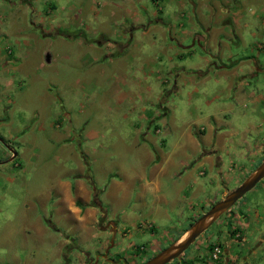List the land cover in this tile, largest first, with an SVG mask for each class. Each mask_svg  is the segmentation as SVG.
I'll return each instance as SVG.
<instances>
[{"label":"crops","instance_id":"obj_1","mask_svg":"<svg viewBox=\"0 0 264 264\" xmlns=\"http://www.w3.org/2000/svg\"><path fill=\"white\" fill-rule=\"evenodd\" d=\"M187 3L191 13L185 9ZM205 9L207 14L201 15ZM263 58L264 0H0V124L11 126L16 110L24 114L20 127L0 134V178L23 184L22 191L7 192L12 199L22 198L20 206L7 217V232L0 240L6 247L3 251L11 250L12 260L7 264H52L58 257L60 264H70L71 254L77 255V264H100L102 260L120 264L108 258L118 221L109 218L107 210L101 215L106 189L96 190L100 209L89 204L94 193L90 177L76 173L54 185L51 170L42 167L44 151L54 157V96L59 86L76 82L84 92L93 85L99 88L98 101L88 93L87 101L100 102L105 112H98L82 125L84 134L77 140L80 145L106 131L107 124L101 128L102 119L118 120L111 126L118 137L111 147L132 149L136 166L131 175L125 166L120 167L118 174L123 182L114 179L112 187H120L122 196L132 189L140 206L136 210H141L147 208V195H158L161 202L169 203L166 183L175 178L183 183L179 192L204 197L201 203L190 204L186 220H192L203 204L212 202L211 197L222 190L224 180L236 177L244 182L264 161V137L232 145L239 161L233 163L230 172H224L221 158L227 150L221 130H236L230 117H248L241 108L253 113L264 105V88L251 89L252 81L264 80ZM209 80L216 84L212 94L203 93V85ZM186 89L192 123L161 136L156 123L164 122L177 108L173 106L175 100L169 105L166 90L168 95L182 99ZM78 101L80 113L92 105ZM43 106L49 110H43ZM63 117L70 129L67 132L77 133L81 122L68 111ZM251 127L248 124L245 132ZM32 129L43 135L32 141L34 152L27 155L29 145L23 137ZM60 140H71L70 134ZM79 155L77 163L85 166L89 154ZM205 165L219 174L220 184L211 193L192 179L195 167ZM47 179L50 182L42 187L28 184ZM127 181L132 183L125 185ZM260 183L263 193L258 200L241 202L213 223L217 229L208 242L220 246L217 260L209 244H201L175 263L264 264V179ZM50 203L64 204L66 216L73 217V222L89 233L104 218L102 226L109 229L94 234L98 246L92 250L94 254L83 250L74 239L76 248L65 253L69 240L48 224L56 227V222L48 218ZM154 213L158 216L162 211L158 208ZM102 232L108 234L106 241L99 238ZM19 234H24L25 240L18 246L15 235ZM134 247L122 250L117 260L127 259L125 255Z\"/></svg>","mask_w":264,"mask_h":264},{"label":"rangeland","instance_id":"obj_2","mask_svg":"<svg viewBox=\"0 0 264 264\" xmlns=\"http://www.w3.org/2000/svg\"><path fill=\"white\" fill-rule=\"evenodd\" d=\"M162 5L164 6L163 3ZM186 5V11H188V13H191V6L189 5V3H187ZM153 9H155V7ZM207 12L208 9H205V11L202 12L201 15H206ZM171 84H173L172 80ZM215 85L216 84L214 80H209L208 83L203 85V87L206 88H203V93L212 94L211 92L215 91ZM254 87H256L258 90H263L264 80H259V83L252 81L251 89ZM170 88L171 87H169V89ZM54 90L56 89L54 88ZM187 90L188 89H186V91L182 94V99H180L179 97H175L174 94L168 95L169 91L166 90L165 96L166 99L169 100V105H172L171 101L175 100L173 106H177V108H174L172 110V113L166 116L164 122L156 123L161 131V136L168 134L171 135L175 133L174 131H177L179 130V128L184 127L185 124L192 123V109L190 110L191 106H188L187 104V98L189 96V91ZM56 91H58V93H56V95L54 96V157L50 152L44 151V154L42 155V167H47L49 170H51L50 173H52L54 176V185L58 182H62L65 178L71 179L72 175L74 176V174L76 173H82L83 175L87 176L90 174L89 177H91L94 183V191L106 189L107 195L102 199L104 207V209L102 210H107L109 218L118 221V228L116 229L117 233L114 237V241H112L114 246L111 247L110 245V249L107 251L108 258L113 261H119L118 263L120 264H144L154 255L177 243L198 218L205 214L211 206L222 200L226 194L235 189L242 182L240 178L238 179L236 177L234 179L229 178L230 180L227 181L224 180L221 183L222 190L216 196L211 197L212 202L203 204L200 213L197 214L192 220H186V217H188V211L191 209L190 204L201 203L204 197L197 196L196 198H194L190 197L184 192H179L178 188L180 189L183 183L177 182V179L175 178L168 180L166 183V199L169 203L165 204L164 202H161L158 195H147V208L136 210L140 206H138L139 201H137L135 196H133L132 189H128V195L122 196L121 190H118L120 189V187H116L115 185L112 187L113 184L111 183L114 182V179L117 182H123V180H120L121 177L118 174L120 167L125 166V168L128 170V173L130 174L132 168H135L136 166V163L132 158V149H115L111 147L112 144L118 141L116 133L111 130L112 124L116 125L118 120L115 119L114 122H109L107 120H112L109 117L108 119H102L101 128L107 124L106 131H102L101 135L99 134L98 137L92 139L91 141L89 140V142L86 143L85 146H82L79 144V142H77L79 137L81 139L84 134L81 131L82 125L87 121H92V119H94L95 115L98 112H105L100 102H98V104H92L93 101H87V93L91 95L93 100L98 101L100 96L98 86L93 85L90 89L84 92L81 88V83L74 82L71 85L59 86ZM80 99L85 102V106H87L88 103L92 104L90 106L88 105L89 108H84L83 113H80L78 104V100ZM235 103L239 104L238 102ZM241 105H243V102H241ZM2 106L3 104H0V110L2 109ZM42 109L47 111L49 110L45 106H43ZM202 109L204 111L203 113L207 112L205 106L202 107ZM241 110L243 113H247L248 117H245V114L237 115L235 118L230 117L232 122L235 123L234 125L236 127V130H228V128H223V130H221V141L224 147L227 149L221 155L223 170L225 173L230 172L233 163L239 161L238 157L234 156L235 148H233L234 146L232 145H242L245 139L249 142V140H255L257 137H264V105H261L259 110L253 113H251L250 110L244 111L242 108ZM65 111H68L72 115V117L77 118V120L81 122V126L77 129V133L75 134L72 132H67L70 131V129L63 117V113ZM85 114L87 115V118L84 119ZM23 118L24 114L20 110H16L12 116L11 126H4L3 123L0 124V134H6L7 130H10L14 127H20ZM248 124H251L252 127L249 129V132L246 133L245 130L248 128ZM90 127L94 128L91 125ZM174 128L176 129L174 130ZM67 133L70 134L71 140H60L61 137L63 135H66ZM42 135L35 129H32L26 136L23 137V140H25L29 145L28 149L26 150L27 155H31L34 152V150L30 148V144L32 143V141L37 137L41 138L40 136ZM84 152L89 154V162L85 166H83V164L80 165L81 163H77V160H79L80 156L79 154ZM75 154L78 156L75 157ZM240 161L242 162V160ZM262 161L263 158L258 160L250 167L249 171L251 172ZM83 167L85 168L84 172L82 171ZM181 171L182 170L180 169V172ZM240 174L241 172H239V176ZM192 179L196 181V184L199 183L200 185H202V188H204L208 193L216 190L218 185L220 184L219 174L217 170L213 167L209 168L207 165L202 167H195V170H193L192 172ZM48 182H50V180L48 179L47 181L42 180L39 182H35L32 180L28 182V184L31 183L32 185H39L42 187L44 184H48ZM124 183L125 185H128L132 182L127 181ZM22 185L23 184L20 181L11 184L7 180V178H0V209L4 212L3 214H0V240H2L3 234L7 232V230L4 228L7 217H9L16 210V208L20 206V200L22 199H12L7 196V192L10 189L22 191ZM134 185H136V182L134 183ZM260 188L261 183L258 184L254 189L246 193L244 197L241 198L233 207L240 206L241 202L243 201L258 200V198H260V195L263 193L262 191H260ZM82 196L84 195L82 194ZM98 203L100 204L99 201ZM89 204L94 205V201L91 200ZM64 206V204H48V218H51L53 222H56V228L58 229L57 232L63 233V235L65 234V239L67 237H69L71 240L74 239L76 242H78L79 246L83 250L92 252V250L97 246L96 236L94 234H97L98 231L109 229V227H103L102 222L98 223L97 225H93L92 231L90 233L87 230L82 231V226L80 223L73 222V217L66 216ZM158 208L161 209L162 213L157 216V214H155L154 212ZM53 210L54 212H52ZM181 213H183L184 216H182ZM150 227L153 228L149 231ZM138 228H140L141 230ZM216 229L217 227H215V224H213L209 228V231L204 233L203 237L201 235L197 239L199 241L196 240L195 243L191 245L185 253H192L196 249V246H201V244H209L208 248L213 249V247L217 245V243H209L208 237H210V234L213 233ZM124 231H128V234H124L125 236H123ZM56 234L57 233L54 232V236ZM25 235H27V233H25ZM23 236L24 234H22V236L21 234L15 235L18 246L24 242L25 239H23ZM107 237L108 234L106 232H102L99 235V238H103L104 241H106ZM59 240L61 239L59 238ZM36 245L37 244H29L30 247H35ZM129 245L135 246L134 249H132V253H128L125 255L124 258L127 259L117 260L116 255L121 254V252H123L122 250L126 249V247H129ZM140 247H144L145 249L137 252L136 248L139 249ZM151 248H153L154 250H151ZM3 249H6V247L4 246L3 241H0V264L11 263V250L3 251ZM205 249H207V247ZM75 253L77 254L78 252ZM76 257L77 255H70V264H77V262L75 261ZM94 258L95 257L92 256L91 260H94ZM88 259L90 258L88 257ZM35 262L30 263H40V261ZM93 262L94 261L90 262V264H93ZM175 262L176 261H173V263L171 264H176ZM52 264H60V257L54 259V262ZM100 264L108 263L106 262V260H102Z\"/></svg>","mask_w":264,"mask_h":264},{"label":"water","instance_id":"obj_3","mask_svg":"<svg viewBox=\"0 0 264 264\" xmlns=\"http://www.w3.org/2000/svg\"><path fill=\"white\" fill-rule=\"evenodd\" d=\"M264 179V161L244 182L224 196L222 200L211 206L205 214L198 218L175 244L164 249L144 264H170L182 254L225 212L232 208L246 193L256 187Z\"/></svg>","mask_w":264,"mask_h":264},{"label":"trees","instance_id":"obj_4","mask_svg":"<svg viewBox=\"0 0 264 264\" xmlns=\"http://www.w3.org/2000/svg\"><path fill=\"white\" fill-rule=\"evenodd\" d=\"M82 155V154H81ZM82 158H83V156H82ZM89 174V173H88ZM90 175V174H89ZM89 175H88V177H89ZM91 178V177H90ZM91 180V179H90ZM91 183H93V182H91ZM92 186V190L94 191V184H91ZM96 194H98V192L97 191H94ZM78 205L81 207L82 205H80L79 203H78ZM50 226H51V228L54 230V231H58V229L55 227V226H53V225H51L50 223H48ZM67 240H69L70 241V244L65 248V253H67L68 251H69V249H73V248H76V245L74 244V242H73V240H71L69 237H67L66 238ZM212 248H210V250H211ZM136 250H137V252H140V251H142L143 249L142 248H136Z\"/></svg>","mask_w":264,"mask_h":264},{"label":"flooded vegetation","instance_id":"obj_5","mask_svg":"<svg viewBox=\"0 0 264 264\" xmlns=\"http://www.w3.org/2000/svg\"><path fill=\"white\" fill-rule=\"evenodd\" d=\"M92 183H90V185H91ZM92 186V185H91ZM92 188V187H91ZM92 200L94 201V204H95V206L96 207H99L100 208V204L98 203V194H96L95 192L93 193V196H92ZM101 209V208H100ZM104 214H106V211L104 210H101V215H104ZM101 222H104V218L102 217L101 218V220H100ZM69 244H70V241H69ZM70 250V249H69ZM176 261V260H175Z\"/></svg>","mask_w":264,"mask_h":264},{"label":"built area","instance_id":"obj_6","mask_svg":"<svg viewBox=\"0 0 264 264\" xmlns=\"http://www.w3.org/2000/svg\"><path fill=\"white\" fill-rule=\"evenodd\" d=\"M221 248L219 247V246H214L213 247V250H212V253H213V258L215 259V260H217L218 259V256L221 254Z\"/></svg>","mask_w":264,"mask_h":264}]
</instances>
